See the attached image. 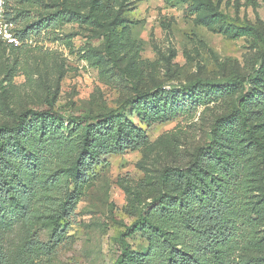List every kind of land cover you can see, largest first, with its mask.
<instances>
[{
	"label": "rangeland",
	"instance_id": "1",
	"mask_svg": "<svg viewBox=\"0 0 264 264\" xmlns=\"http://www.w3.org/2000/svg\"><path fill=\"white\" fill-rule=\"evenodd\" d=\"M91 2L97 21L87 15ZM209 2L8 0L18 28L29 27V41L20 46L0 42V124L11 122V111L51 107L66 121L71 114L95 115L117 108L138 90L175 91L199 78L224 82L253 72L264 50V0ZM61 5L76 11L78 19L56 15ZM243 27L252 32L237 35ZM238 94L213 101L181 97L161 113L143 109V115L127 106L123 115L144 136L142 144L100 156L78 187L75 203L61 216L60 239L47 251L35 247L25 264H114L120 235L146 216L164 193L162 170L187 165L193 151L209 142L214 119L231 109ZM259 106L256 129L264 139V101ZM42 149V168L53 169L57 158L69 157L64 147ZM229 152L228 158L237 154ZM252 161L256 166L249 170L245 164L242 173L232 175L234 183L223 189L235 227V235L220 246L227 264H264V201L255 185L264 165L259 155ZM63 183L65 179L52 187L37 185L30 196V222L0 200V248L11 264H22L25 241L50 243L48 221L64 195ZM154 216L178 246L197 247L177 210ZM126 241L146 256L140 259L144 264L164 263L161 237L152 228Z\"/></svg>",
	"mask_w": 264,
	"mask_h": 264
},
{
	"label": "trees",
	"instance_id": "2",
	"mask_svg": "<svg viewBox=\"0 0 264 264\" xmlns=\"http://www.w3.org/2000/svg\"><path fill=\"white\" fill-rule=\"evenodd\" d=\"M199 2L210 5L209 0ZM93 8L91 2L87 15L97 21L99 18ZM11 13L6 0V16L17 24ZM56 15L69 21L79 16L64 5L60 6ZM237 31V35L252 32L250 27L238 28ZM17 32L24 40L29 27L18 28ZM259 57V66L251 73L234 75L224 82L199 78L175 91L162 87L153 91L138 90L134 98H127L117 108L95 115L71 114L64 121L62 113L51 107L11 111V122L0 124V200L20 211L25 222H30L32 191L40 183L52 187L65 179L64 195L48 221L52 225L50 243L25 241L26 254L22 257V264L31 261L35 247L47 251L51 242L60 239L63 233L59 229L61 216L75 203L78 187L87 180V171L99 162L100 156L142 144L144 136L123 115L127 106H132L140 115H143V109L161 113L166 106L179 103L183 97L225 100L239 91L231 109L214 119L209 142L193 151L191 161L183 168L166 167L162 170L164 193L155 198L146 216L135 221L120 235V252L114 261V264H144L140 259L144 261L146 256L133 251L126 237L149 227L161 237L163 264H227L220 253V246L235 235V227L229 212L231 202L223 194L224 185L234 183L232 175L242 173L245 164L249 170L256 166L252 161L255 156L259 155L260 163L264 165V139L256 129L257 109L264 101V50L259 52ZM43 146L49 149L64 147L69 157L57 158L53 169L42 168L40 158L45 156ZM226 151H237V154L228 158ZM39 172L44 176L40 177ZM71 184L73 188L69 190ZM255 185L260 201H264V168L259 175V184ZM245 187L251 189L250 182ZM180 189L182 192L177 194ZM176 210L185 230L197 242V247L192 250L178 246L168 236V231L157 224L158 218L154 216L157 212L171 215ZM0 264H11L1 248Z\"/></svg>",
	"mask_w": 264,
	"mask_h": 264
},
{
	"label": "built area",
	"instance_id": "3",
	"mask_svg": "<svg viewBox=\"0 0 264 264\" xmlns=\"http://www.w3.org/2000/svg\"><path fill=\"white\" fill-rule=\"evenodd\" d=\"M17 29L16 22L6 16V0H0V41L11 46L28 42L27 38H20Z\"/></svg>",
	"mask_w": 264,
	"mask_h": 264
}]
</instances>
